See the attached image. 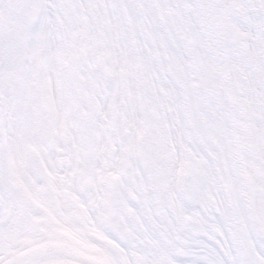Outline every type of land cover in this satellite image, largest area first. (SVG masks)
<instances>
[{
  "label": "snow or ice",
  "instance_id": "6c2138e0",
  "mask_svg": "<svg viewBox=\"0 0 264 264\" xmlns=\"http://www.w3.org/2000/svg\"><path fill=\"white\" fill-rule=\"evenodd\" d=\"M0 264H264V0H0Z\"/></svg>",
  "mask_w": 264,
  "mask_h": 264
}]
</instances>
